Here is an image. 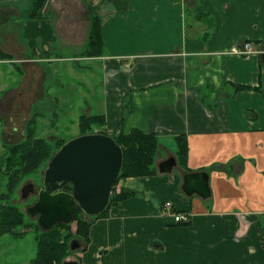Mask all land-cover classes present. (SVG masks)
Listing matches in <instances>:
<instances>
[{
    "label": "crops",
    "instance_id": "1",
    "mask_svg": "<svg viewBox=\"0 0 264 264\" xmlns=\"http://www.w3.org/2000/svg\"><path fill=\"white\" fill-rule=\"evenodd\" d=\"M229 1L47 0L42 13L53 6L56 27H37L59 43L68 39L84 49L92 15L100 17L103 55L77 57L79 50L75 61L92 62L98 73L99 114L105 116L107 134L136 128L156 135L158 143L156 175L119 179L114 194L132 197L92 223L87 250L79 254L81 264H158L159 257L175 259L168 256L169 248L183 247L195 249L187 264H230L239 261L231 244L224 247L229 242L223 237L231 232L235 245L256 256L264 252L253 239L264 216V27L259 21L264 4ZM17 2L0 0V49L12 57L0 62L23 68L18 71L24 84L13 92L45 79L31 65L37 60L21 54V37L36 29L30 7L16 10L12 5ZM211 12L216 16L212 29ZM9 16L24 17V23L3 27ZM245 41L254 53L237 54ZM42 47L47 53L45 40ZM5 49L17 50L15 58ZM32 71L42 73L38 85L29 80ZM90 111L88 106L84 112ZM178 136L186 141V169L177 162ZM170 157L176 160V174H160L158 165ZM196 171L208 174L207 199L181 191L183 175ZM167 200L190 223H175L164 213L161 207ZM226 224L229 230L224 231ZM214 231L222 236L216 244L219 252L208 255L205 250L216 246L208 243ZM241 262L257 261L242 257Z\"/></svg>",
    "mask_w": 264,
    "mask_h": 264
},
{
    "label": "rangeland",
    "instance_id": "2",
    "mask_svg": "<svg viewBox=\"0 0 264 264\" xmlns=\"http://www.w3.org/2000/svg\"><path fill=\"white\" fill-rule=\"evenodd\" d=\"M217 1L218 0H208L207 3L210 4L211 2ZM237 1L244 3L246 1L257 3L256 0H230L229 2L235 4ZM260 1L264 4V0ZM24 6H29L31 9L30 0H20L17 4L15 3L12 5L16 10L19 9L18 7L23 10L22 7ZM29 7L27 8L28 11ZM52 9L53 6L51 7V5H49L47 9L49 10L48 13L42 14L41 18L38 20H32L31 23L35 26L36 32L33 30L31 36H29L30 38L21 37L20 41V46L22 47L20 48L21 54L37 60L31 65H33L34 69H39L44 73V81L41 83L38 81L39 76H42L41 71L39 73H34V71H32L29 80H31L32 84L33 80H37L36 84L38 85L40 83V85L36 87L31 86L30 88H24L23 86L13 92L20 84H24L23 77L18 71L23 69L22 65L0 62V158L5 151L6 145L16 144L22 141L24 137L23 126H25L28 118L37 112L40 115L37 117V125L35 126L36 135L52 142V138H62L67 140L77 136L79 134L78 126L76 125L77 118L81 113L87 110L88 106L91 108L90 112L94 114H99L101 112L100 110H102L99 109L102 107L100 105V99H98L100 87L97 86L100 78L98 77V73H96L97 71H93V63L87 61H78L79 63H77L75 61V56H77L79 50H83V46L74 45L73 47V45L68 42V39H64L63 43H59L50 38L47 39L45 31L41 33L37 27V23H44L45 26L55 29L56 26L54 27L55 23H53L52 20L55 11ZM254 12H256V9H254ZM260 14L261 17L259 21L264 27V8L261 10ZM9 17V19L6 18L2 22L3 27L4 25H8L9 27L17 28V22L23 21L24 23V17L21 19L12 16ZM66 17H71V14H67ZM208 17H212L214 20L213 24H208V27L212 29L215 27L216 22L215 13L211 12ZM208 17L206 20L210 21ZM1 18L2 16L0 15V22ZM213 20L211 19V21ZM47 22L49 24H46ZM256 22L259 25L258 21ZM54 32H56V30H54ZM44 40L48 45V56L47 53H45V50L42 49ZM5 50L15 58V52L17 50ZM31 82H26L25 85H30L28 83ZM40 92L43 93L42 96ZM96 129L97 128H94L93 131L97 132ZM47 162L41 165L42 167L37 173L25 178L22 181L21 186L12 192V196L8 201L11 206L13 205L17 207L24 214V217L28 222H36V218L30 217L26 213L27 208L36 200V193L34 195L31 194L28 198L24 199L20 193L21 188L29 183L33 184L35 190L41 187V177ZM172 173L176 174V170ZM5 185V177L0 172V194L5 191ZM155 218V215H153L150 220H154ZM226 219L229 218H225L224 221ZM263 220H261V222ZM21 230L22 229L17 231L20 232ZM33 230V228L26 230L22 236L3 235L0 237V264H29L36 253V246L34 244L35 231ZM225 230H229V224H226L224 231ZM258 234L259 231L257 228L254 230L253 239L257 245L260 246ZM232 235L233 232L226 233L223 237L225 238L224 241L229 242H225L224 247L231 244V247H234L233 249L236 250L234 257L239 256V261L238 259L235 261L233 259L230 264H241L242 257L247 258V260L254 259L255 262L257 261L255 264H264V252H260L258 256L249 253V248H246V246L240 247L241 245H235L232 242ZM210 236L213 238L209 240H214L208 243H211L212 245L219 244V238L222 237L220 233L216 235V232L214 231ZM249 244L251 245V242ZM217 245L215 248L206 249L205 254L208 253V255H215V253H218L219 246ZM203 249L204 248L201 250L204 251ZM168 250V256H174L175 259L169 260L167 257H159L157 260V262H159L158 264H187V262L192 261L191 256L195 254V249L189 247H183L181 249L169 248ZM82 253H84L83 250L70 252L66 260L79 261V254ZM219 264H221V262H219Z\"/></svg>",
    "mask_w": 264,
    "mask_h": 264
},
{
    "label": "trees",
    "instance_id": "3",
    "mask_svg": "<svg viewBox=\"0 0 264 264\" xmlns=\"http://www.w3.org/2000/svg\"><path fill=\"white\" fill-rule=\"evenodd\" d=\"M30 2V18L33 20L41 16L47 0H30ZM99 19L98 15H92L86 44L77 57L97 58L103 55ZM9 59H12V57L0 49V61ZM39 115L37 112L28 118L25 126H23L24 137L22 141L6 145L5 151L0 158V172L6 180L5 191L0 194V237L3 235L22 236L26 230L33 228V231H35L34 244L36 253L29 264H62L70 254L69 241L71 239L78 238L83 243L81 250L85 252L90 241L89 228H91L92 223L97 219L104 218L111 206L132 197L126 193L114 194L113 188H115L119 179L156 175L154 160L157 155L156 147L158 143L156 135L146 134L136 128L131 129L126 134L122 131L118 134H111V137H114L116 142L122 147L124 163L119 179L112 188L110 201H108L109 207L106 212L103 215L88 218L83 216L82 212L77 209L71 223H58L49 232H42L38 229L36 222H28L24 214L8 202L12 192L21 186L22 181L37 173L42 167L41 165L46 163L54 151L66 141V139L62 138H52L51 142L38 137L35 126ZM104 123L106 121L103 114H86L83 112L78 118L79 134L94 132V128H97L96 131L99 133L107 134L104 129ZM176 141L179 148L177 162L182 168L186 169L187 147L185 138L178 136ZM69 189L70 186H67L66 190ZM257 228L260 247L264 249V220L257 225ZM20 229L22 230L18 232L17 230ZM79 264L81 263L79 262Z\"/></svg>",
    "mask_w": 264,
    "mask_h": 264
},
{
    "label": "water",
    "instance_id": "4",
    "mask_svg": "<svg viewBox=\"0 0 264 264\" xmlns=\"http://www.w3.org/2000/svg\"><path fill=\"white\" fill-rule=\"evenodd\" d=\"M174 157L158 165L160 174H169L176 165ZM124 163L122 147L109 134L89 132L67 139L48 160L42 174L36 200L26 210L36 218L38 229L49 232L58 224H69L79 209L83 216L103 215L109 207L112 188L119 179ZM208 174L204 171L186 172L181 191L188 197H210ZM70 186L69 190H66ZM34 191L29 183L21 188L22 198ZM78 238L69 241L70 252L80 250ZM62 264H79L65 260Z\"/></svg>",
    "mask_w": 264,
    "mask_h": 264
},
{
    "label": "built area",
    "instance_id": "5",
    "mask_svg": "<svg viewBox=\"0 0 264 264\" xmlns=\"http://www.w3.org/2000/svg\"><path fill=\"white\" fill-rule=\"evenodd\" d=\"M251 53H254V51L250 48L249 44H244L243 47L237 51L239 55H248ZM161 209L164 213L171 215L175 223L186 224L189 222V216L187 214L184 215L182 213L173 212V204L168 200L163 203Z\"/></svg>",
    "mask_w": 264,
    "mask_h": 264
},
{
    "label": "flooded vegetation",
    "instance_id": "6",
    "mask_svg": "<svg viewBox=\"0 0 264 264\" xmlns=\"http://www.w3.org/2000/svg\"><path fill=\"white\" fill-rule=\"evenodd\" d=\"M39 188H40V187H39ZM39 188H37V190H38ZM37 190H35V188H34V191H32V192H33L32 194L34 195V194L36 193Z\"/></svg>",
    "mask_w": 264,
    "mask_h": 264
}]
</instances>
